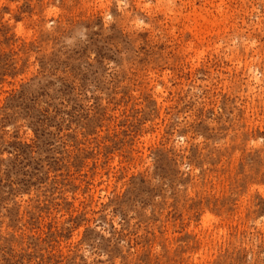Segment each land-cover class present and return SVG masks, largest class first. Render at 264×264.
Segmentation results:
<instances>
[{"label": "rangeland", "instance_id": "374dc122", "mask_svg": "<svg viewBox=\"0 0 264 264\" xmlns=\"http://www.w3.org/2000/svg\"><path fill=\"white\" fill-rule=\"evenodd\" d=\"M0 264H264V0H0Z\"/></svg>", "mask_w": 264, "mask_h": 264}]
</instances>
